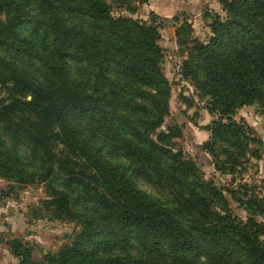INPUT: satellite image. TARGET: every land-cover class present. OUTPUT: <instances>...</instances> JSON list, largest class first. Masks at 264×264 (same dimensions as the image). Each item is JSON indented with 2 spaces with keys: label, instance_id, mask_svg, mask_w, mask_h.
<instances>
[{
  "label": "trees",
  "instance_id": "16d2710c",
  "mask_svg": "<svg viewBox=\"0 0 264 264\" xmlns=\"http://www.w3.org/2000/svg\"><path fill=\"white\" fill-rule=\"evenodd\" d=\"M219 2L205 40L186 18L170 21L179 73L214 116L203 149L235 180L249 157L261 156L262 141L234 114L254 103L264 109V0ZM136 10L126 5L125 12ZM129 14L114 13L105 0H0V179L20 188L43 183L46 198L35 213L79 227L39 260L18 237L0 242L19 264H149L130 253L91 257L130 239L151 254L204 253L207 264H236L225 253L231 246L250 264H264V196L247 183L217 188L177 147L180 126L164 124L170 87L160 39L168 20ZM72 62L89 76L76 79ZM117 155L181 186L175 203L142 191L132 164Z\"/></svg>",
  "mask_w": 264,
  "mask_h": 264
},
{
  "label": "rangeland",
  "instance_id": "374dc122",
  "mask_svg": "<svg viewBox=\"0 0 264 264\" xmlns=\"http://www.w3.org/2000/svg\"><path fill=\"white\" fill-rule=\"evenodd\" d=\"M105 1L110 4L111 10L116 14H129L125 12V9L130 2L137 7V12L129 15L143 19L148 17V13H142V9L146 10L147 7L139 4V0ZM122 1L126 3H122ZM78 22L83 26H88V22L85 20H78ZM169 23L168 21L167 25ZM164 28L161 29L160 39V45L163 49L162 68L170 87L169 114L165 117L164 124L180 126L181 136L173 139L177 147H180L193 158L201 172V177L206 181H211L217 188L232 189L236 187L237 182L238 184L247 183L258 188V191L264 196V109L258 103H254L246 108H239L234 114L237 120H243L252 129L254 137L262 141L260 159L249 157L245 163V170L240 176H236L235 180L232 175L221 174L215 169L210 155L203 149V144L209 138V131L205 127L214 119V116L206 111L203 102H199L197 94L193 95L192 85L181 77L179 67L182 57L176 52L178 46L169 29L167 26ZM194 35L200 40H205L209 34L202 31L201 33H194ZM71 65L76 79H83L85 74L89 76V69H85L83 64L76 65L72 62ZM143 88L152 90L150 87ZM3 94V91H0V95ZM185 98L191 104L190 106L182 101ZM115 160L132 164L133 179L146 194L169 205L175 203V197L181 191V186L175 184L166 174L160 175L147 168H137L128 158L120 155H117ZM249 169L255 170L253 176L256 178L252 177V179H257L258 182L248 183L241 180L243 174ZM224 194L229 198L235 214L240 218H245L246 212L231 200L228 193L224 191ZM44 198L46 195L43 183H34L20 188L11 181L0 179V238L18 237L22 239L24 243L33 247L34 260L41 259L46 252L57 251L64 243L71 241L79 229L74 222L49 220L46 216L41 217L38 214L40 211L35 213V205H38L39 201ZM186 216L193 217V213L188 212ZM0 247V253H6L4 247L8 246L5 242H0ZM226 248L225 253L228 254L231 251L236 264H250L248 259L235 248L232 250L231 246ZM124 253L139 256L149 264H207L204 253L195 257L189 253L163 249L159 254H151L145 251L135 239H130L121 245L95 250L91 257L100 259ZM188 259L189 262H187Z\"/></svg>",
  "mask_w": 264,
  "mask_h": 264
},
{
  "label": "crops",
  "instance_id": "0c3cea01",
  "mask_svg": "<svg viewBox=\"0 0 264 264\" xmlns=\"http://www.w3.org/2000/svg\"><path fill=\"white\" fill-rule=\"evenodd\" d=\"M147 9H142V13L147 14L153 12L156 15L168 20L167 25L172 38L175 40L174 30L177 23H173L170 19L177 15L181 21L186 18L192 24L194 33L202 31L210 33L208 23L210 22L208 13L221 12V4L219 0H147L142 4ZM165 29V28H164ZM248 106L241 107L246 108ZM6 253H0V264H19V261L14 257L8 247H4ZM1 250V247H0Z\"/></svg>",
  "mask_w": 264,
  "mask_h": 264
},
{
  "label": "built area",
  "instance_id": "2783aa9c",
  "mask_svg": "<svg viewBox=\"0 0 264 264\" xmlns=\"http://www.w3.org/2000/svg\"><path fill=\"white\" fill-rule=\"evenodd\" d=\"M255 174V170H247V172H245L243 174V177H241V180L243 182H248V183H252L253 181L258 182L257 179H252V177L256 178V176H253Z\"/></svg>",
  "mask_w": 264,
  "mask_h": 264
},
{
  "label": "water",
  "instance_id": "95a60500",
  "mask_svg": "<svg viewBox=\"0 0 264 264\" xmlns=\"http://www.w3.org/2000/svg\"><path fill=\"white\" fill-rule=\"evenodd\" d=\"M28 98H30V97H28Z\"/></svg>",
  "mask_w": 264,
  "mask_h": 264
}]
</instances>
